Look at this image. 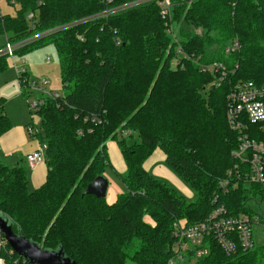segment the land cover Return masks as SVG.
<instances>
[{
	"label": "trees",
	"instance_id": "obj_1",
	"mask_svg": "<svg viewBox=\"0 0 264 264\" xmlns=\"http://www.w3.org/2000/svg\"><path fill=\"white\" fill-rule=\"evenodd\" d=\"M126 1L15 0L16 17L0 19V35H9L11 44L39 37L17 56L53 45L61 86L69 90L60 99L47 98L36 112L42 133L35 139L47 148L45 182L28 191L27 170L0 159V213L14 234L46 250L61 249L75 264H170L175 222L202 223L217 205L232 215L249 213L248 201L264 194L243 182L226 195L219 188L237 144L225 118L227 94L243 81L264 85V0L177 4L176 43L153 4L98 17ZM30 13L34 27L27 22ZM234 41L239 48L226 52ZM178 48L186 59L177 56ZM214 63L224 78L201 70ZM7 68V57L0 56V74ZM4 103L0 98V136L11 127ZM249 129L252 138L264 140V123ZM109 141L126 166L119 176L125 192L112 204L85 194L110 169ZM156 149L193 191L194 202L144 169ZM173 264H264V245L228 255L207 237Z\"/></svg>",
	"mask_w": 264,
	"mask_h": 264
},
{
	"label": "built area",
	"instance_id": "obj_2",
	"mask_svg": "<svg viewBox=\"0 0 264 264\" xmlns=\"http://www.w3.org/2000/svg\"><path fill=\"white\" fill-rule=\"evenodd\" d=\"M106 5H110L112 0H104ZM192 0H129L116 6L108 7L98 17H108L109 15L124 10H129L146 4H153L159 12L160 20L163 22L165 32L170 35L176 43L174 34L173 13L177 4L186 2L189 6ZM7 7H15V0H0ZM235 4V0H232ZM38 6L41 2H38ZM4 16L0 11V19ZM35 18L33 13L27 15L30 27H34ZM35 37L26 42L11 44L6 41L0 50V56L13 59L16 51L27 43L36 41ZM117 45L119 42H116ZM239 48L237 41H234L226 52H233ZM177 56L186 59L187 56L180 50L176 51ZM171 64L177 67L180 62L178 58L172 60ZM201 70L207 73L220 72L224 78V70L220 64L214 63L208 66H201ZM23 73V72H22ZM45 84V82H43ZM62 96L49 94L47 98L52 100L60 99ZM46 98V99H47ZM45 99V100H46ZM43 101H35L29 104L31 110L37 112L45 104ZM225 118L231 131L237 135L236 148L231 151L230 156L234 162L231 170L227 172V178L219 182V188L223 195L230 189H235L240 182L256 185L264 190V140H256L250 136V126H257L264 123V85H258L253 81H243L231 88L226 97ZM27 134L35 138L39 133L31 126L26 128ZM46 145H39L37 151L25 157L26 165L33 169L36 165L45 163ZM214 198L213 204H216ZM264 206V194L252 197L247 203L250 212H239L237 215L229 214L223 205H217L204 222L194 225H186L184 222L173 224L174 257L170 264L185 260V254L191 246L203 245V240L207 237L213 238L219 247L228 255L234 254L237 248L247 251L253 248V228H264V217L250 208L251 205ZM205 250H198L196 257L204 254ZM16 254L0 235V264H28L24 259L14 257Z\"/></svg>",
	"mask_w": 264,
	"mask_h": 264
},
{
	"label": "rangeland",
	"instance_id": "obj_3",
	"mask_svg": "<svg viewBox=\"0 0 264 264\" xmlns=\"http://www.w3.org/2000/svg\"><path fill=\"white\" fill-rule=\"evenodd\" d=\"M16 10L17 6L15 8L7 7L4 3L0 4L1 13L10 18L16 17ZM27 22L30 26L29 21ZM7 37H9V35H0V49L4 47ZM7 63V70L0 74V93L3 95L1 97H3L5 102L4 110L10 117L12 124L21 125L24 129L27 128V126H31L41 134L40 118L37 116L35 110L30 109L29 104L35 101H43L49 94L62 96L69 92V90H64L61 86L59 60L55 48L49 43H44L42 46L33 48L22 56L15 55L13 59L7 57ZM43 82H45V84H43ZM26 135L28 143L17 154L18 162H20L23 167L26 164L25 157L27 153L39 145L37 139L33 138L35 140H32V137H30L27 132ZM162 166L185 187V193L182 191L180 192L179 188L170 184L167 180L162 181L175 189L188 202H194L196 196L193 191L185 185L165 163H163ZM107 177L109 178L108 175ZM107 199L108 195L105 197L106 201ZM250 208L264 217V206H256L253 204ZM263 245L264 228L254 227L253 247L257 248Z\"/></svg>",
	"mask_w": 264,
	"mask_h": 264
},
{
	"label": "crops",
	"instance_id": "obj_4",
	"mask_svg": "<svg viewBox=\"0 0 264 264\" xmlns=\"http://www.w3.org/2000/svg\"><path fill=\"white\" fill-rule=\"evenodd\" d=\"M1 96L3 95H1L0 93V98L3 99V97ZM4 112L11 123V127L7 132L0 136V159L2 160V162H4V165L11 168L17 164H21L20 162H18L17 154L27 145L28 142L25 132L26 128L24 129V127L18 124H12L7 112L5 110ZM32 140L35 139L32 138ZM38 148L39 145H37L33 150H30L27 155L34 151H37ZM106 151L110 164V169H108L104 174V177H106V179L108 180V189L106 194L108 195V199L106 202L108 204H112L116 201L119 194L125 192V187L121 182L119 176L124 174L126 166L115 142H107ZM163 163H165V157L159 149H156L152 153V155L145 161L144 169L153 177L160 180H167L170 184H173L174 186L179 188L180 192L182 191L185 193V187L180 184L178 179L172 176L168 170L163 168ZM24 168L27 170L28 191L32 192L39 188L45 182L47 168L45 163L38 164L33 169H29L25 164ZM107 175L110 179L107 177Z\"/></svg>",
	"mask_w": 264,
	"mask_h": 264
},
{
	"label": "water",
	"instance_id": "obj_5",
	"mask_svg": "<svg viewBox=\"0 0 264 264\" xmlns=\"http://www.w3.org/2000/svg\"><path fill=\"white\" fill-rule=\"evenodd\" d=\"M108 189V180L99 176L89 184L85 194L96 199H104ZM13 223L6 216L0 213V233L8 246L20 257L30 264H75L65 257L61 249L50 251L43 249L37 243L26 240L20 234L12 231Z\"/></svg>",
	"mask_w": 264,
	"mask_h": 264
}]
</instances>
